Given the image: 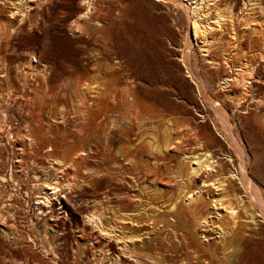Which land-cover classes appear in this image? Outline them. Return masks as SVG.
<instances>
[{"label": "rangeland", "instance_id": "rangeland-1", "mask_svg": "<svg viewBox=\"0 0 264 264\" xmlns=\"http://www.w3.org/2000/svg\"><path fill=\"white\" fill-rule=\"evenodd\" d=\"M0 2V264H86L73 256L105 251L108 258L120 257L114 239L79 230L83 217L95 214L108 229L122 225L124 216L132 219L123 232L135 247L126 251L124 264H264V223L248 197L255 222L239 220L221 242L218 229L202 233L193 223L185 232L172 227L166 214L169 198L203 183L207 197L225 198L222 207L234 194L247 196L237 181L239 158L206 96L227 111L247 175L264 198V62L256 53L262 48L255 46L256 56L248 47L264 31V8L241 27L245 38L236 67L201 66L192 52L204 98L180 61L186 22L168 0H93L90 11L81 0ZM228 54L216 57L224 61ZM224 79L234 82L218 87ZM230 95L243 98L239 108L227 100ZM114 121L119 128H112ZM112 134L122 151L111 144ZM205 153L216 161V173L181 187L190 161ZM119 156L132 161L120 165ZM153 163L162 177L148 172ZM230 172L237 178L225 179ZM53 181L70 183L63 191L68 212L65 219L46 216L49 230L42 223V190ZM218 208L208 199L198 210L218 224L215 218L224 214ZM61 233L66 242L59 245ZM44 238L58 259L45 255Z\"/></svg>", "mask_w": 264, "mask_h": 264}, {"label": "bare ground", "instance_id": "bare-ground-1", "mask_svg": "<svg viewBox=\"0 0 264 264\" xmlns=\"http://www.w3.org/2000/svg\"><path fill=\"white\" fill-rule=\"evenodd\" d=\"M92 1L93 0H81V6L82 5L85 6V9L87 11H90ZM168 1H169V3L172 4L173 8L178 9L181 12V14H182V16L186 22V29H185V32L183 35L184 42H183L182 49H181V56H180L181 60L180 61L182 62L183 66L185 68L186 76L189 77L190 80L197 85L199 93L204 94V98H205V95H207L205 93L206 87H205V84L199 79L200 77H198L197 74L195 73L194 69H196V66L192 62V52L193 51L197 52L198 57L200 59L201 66H208L212 69H219L221 66H226V65L228 67L229 66L234 67L236 65V62L238 61V60L235 61L236 55L240 54L239 51H242L240 49H241V46L243 45L244 38H245L243 35L245 33L241 27H245V26L249 25L248 22L252 21L254 15H255V11H257V8L260 10H262L264 8V0H168ZM1 3L2 2H0V5H1ZM13 6H14V4H13ZM18 12H20L19 8L15 12L12 10L11 12H9L10 13L9 17L13 18V16L18 14ZM27 13H28V11H25V13H23V14L21 13V14L23 17H26ZM260 25H262V24H260ZM259 28H260V26H259ZM253 31H254V29H253ZM253 31H251V32H253ZM0 34H1V32H0ZM257 34H258V32H257ZM253 36H256V35H254V33H253ZM224 38H227V39H225L226 45H223V43H222ZM249 44L250 45L248 47H249L250 52L255 53L256 50H254V48L256 45L259 46L260 49L262 48L264 51V31L259 32V34L257 35V39L253 40V42H252V39H250ZM262 49L259 51L260 53L257 51H256V53H258L260 60L262 62H264V57L262 56V54H263ZM243 51H246V50L243 49ZM226 52H227V54L229 53L227 56L228 60L226 59V60L222 61V59H221V61H220L217 58L218 57L217 53H226ZM256 53H255V55H256ZM251 55H253V54H251ZM251 55H250V58H252ZM258 55H256V56H258ZM224 56H226V54ZM31 60L36 61L33 57ZM245 61H247V60L245 59ZM253 62H255V60H253ZM250 64H249V66H250ZM252 64L254 65V63H252ZM242 66H246V64H242ZM255 67H258L257 63H256ZM239 77H240V75H239ZM239 77L237 78V80L239 81V83L243 84L240 81L241 78L239 79ZM233 78H234V76H233ZM245 79L246 78H244L243 80L245 81ZM233 80L234 79H224L218 83L219 84L218 87L227 88L229 86L230 81H233ZM206 98L208 100H210L209 102L213 106L214 112H215L216 116L218 117V120H220V122H221L223 131L225 132V135H226L227 139L229 140L231 147L234 149V151L236 152V155L239 158V161H238L239 162L238 163L239 164V171L238 172L240 173L239 178L236 177L237 175L234 174V172L228 173L226 176H224V178L225 179L227 178V180H228V178H231V179L237 178L238 179L237 181L240 180L239 184L242 186V188L244 190L243 192L247 196H244L243 194L242 195H238V194L235 195L234 194L236 197H233L234 196L233 195L231 199L229 198L225 202L226 205L224 207H222L221 205H222L223 199L225 200V198L222 197L220 199L215 200V197H213V196L211 198L207 197L209 195H207V193L205 192L206 190L203 189V187H205L204 186L205 184L203 183L202 188H200V187H195L194 189L190 188V190H187L186 192H184L185 188H183L180 191L181 195H179L177 198H175V199L172 198L171 201L169 198L168 199L169 209L166 212V214L170 218V222H171L170 225L172 227H174L176 229L178 227H180V228H182L181 230H183L185 232L189 231L191 226L192 225L194 226L195 223L200 225L202 233H207V232L212 231L213 229H218L219 230L218 233L220 235L216 236V237L220 238L221 239L220 242H221L226 238L227 233H228L227 230L232 232L234 228L241 225L239 223V220H242L243 222H246V221L255 222V219H256L255 214L251 211V207L248 204H245L244 198H246V197H248V199L252 205L259 207L261 217H262V221L264 223V198L259 193L257 186L252 183L251 179L247 175L245 164L243 163L244 161H242L241 146L238 144L237 140L233 137V135L231 134V131H230V125H229L228 117L226 114L227 111L225 112L224 109L221 107L222 103L218 104L213 99H210L209 96H206ZM226 98H227V96H226ZM227 100L233 104V107H238V108L243 103V98L237 99L231 95H230L229 99H227ZM226 106H228V105H226ZM231 115H233V114H231ZM116 124H117V122L114 121V123L112 124V128H114ZM115 128H119L118 124ZM169 129L171 130L170 127H169ZM6 133H9V132L6 131ZM118 143H119V140L117 138H115V134H112L111 135V144L113 145L114 148L117 147L118 151H120V150L122 151V149L118 146ZM47 152L53 153V149L51 146H49V148L47 149ZM118 153H122V152H118ZM54 154H55V152H54ZM81 155L85 156L86 153L81 151L80 156ZM51 156H52V154H51ZM131 158L134 159L135 157L132 156ZM187 158H189V157L184 156V159H187ZM54 160L56 161V162H54V164H59L60 162H62V161L57 160V159H54ZM118 160H119L120 165H123V164L128 165V162H126V161H132L129 158H124L121 156H119ZM190 162L191 163L189 164V168L187 169V174L185 175L186 176L185 179H182V181H180L181 187L185 183L187 184V182L192 183L191 181H194L195 179H197V180L200 179L205 174L209 175L212 173H214V174L216 173V170H215V166H216L215 162L216 161L211 160V157L209 156L208 153H205L204 158H199V157L195 156L193 158V160ZM157 163H153L151 168L148 170V172L152 173L155 176V178H157V177L159 178V176L162 177V174H159L160 167ZM133 166H134V163H133ZM122 179L125 180V177L123 176ZM221 182H223V181H220L219 183H221ZM213 185L215 187L217 186L215 183ZM69 186H70V183H68V182H65L64 184H60L57 181H53L49 184H46L44 189L42 190L45 193V197L43 198L44 200L42 201V203L46 207L47 212L45 213V211L42 208H39V214L41 215V214L45 213L43 215L44 219H42V220H44V222L42 221V223L44 224L45 229H49V230L52 229L48 225L49 218L51 220L52 217L56 218V217H58V215H62V218H64V219H65V217H67L68 197H67V195H63V191L69 190ZM51 195L54 197L52 200H55V202L57 204L56 205L58 208L57 211L54 210V207H53L55 202L50 200ZM77 196H78V198L80 197V199H81L80 194H77ZM204 198H206V200L210 199L212 201V207L213 208L219 207L218 209H220L222 207L221 209L224 210V214L221 216H218L217 213H214V214H216V216H218L215 218L216 221L218 222V224L213 223L211 216L208 215L209 213L204 215V217H203V214H201V212L198 210V208L200 206H205L206 200H204ZM103 199H104L103 201H105L106 204L109 203V199L107 198V195H105L103 197ZM103 203L101 202L100 205H103ZM53 210H54L55 216L53 214ZM95 215L84 216L82 219L83 221L81 223L79 230L81 231V233H83L85 227H88V229H90L91 232H95L101 238L114 239L115 242L117 243V245L119 246V252L121 253V256L120 257L116 256L114 259H111V258H108L106 256L107 252L105 251L100 257L88 258L87 256H85V258H82V257H78V256H73L75 259V262L76 261H78V262L84 261V262H86V264H124L123 259L128 258L125 256V253H127L126 251L130 252L131 249H133L135 247L134 239L131 236H125V233L123 232V229L126 228L125 224H127L128 222H129V224L132 223L133 222L132 219L130 217L124 216L121 219L122 225H119V226L114 225V227H111L110 229H108V228H105V224H104L101 216H95ZM46 216L48 217L47 218L48 220L46 219ZM223 217L225 218L224 220H223ZM191 221H192V223H191ZM33 229H34V227H33ZM119 230L122 232H120ZM201 238H204L203 241L208 243V239H206L205 236H203L202 234H201ZM137 239H139V237H136V240ZM210 239H212V238H210ZM57 241L59 242V245L65 244L66 238H65L63 233L60 234V237H58ZM41 243H42V245L47 246V247H43L45 255L51 254L53 260L58 259V257H57L58 255L56 254L55 249L51 245L45 243V238H44V240H41ZM76 250L77 251L79 250L78 246H77ZM128 255H130V254L128 253ZM133 263L134 264H141L139 262V260H135V259L133 260ZM183 263L184 262H182L181 264H183Z\"/></svg>", "mask_w": 264, "mask_h": 264}]
</instances>
